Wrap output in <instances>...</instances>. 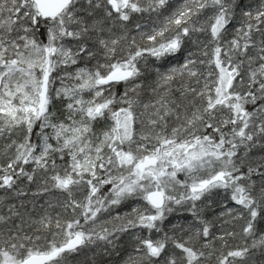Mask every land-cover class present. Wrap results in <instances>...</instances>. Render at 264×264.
Returning a JSON list of instances; mask_svg holds the SVG:
<instances>
[{"label":"snow or ice","instance_id":"obj_1","mask_svg":"<svg viewBox=\"0 0 264 264\" xmlns=\"http://www.w3.org/2000/svg\"><path fill=\"white\" fill-rule=\"evenodd\" d=\"M0 264H264V0H0Z\"/></svg>","mask_w":264,"mask_h":264}]
</instances>
